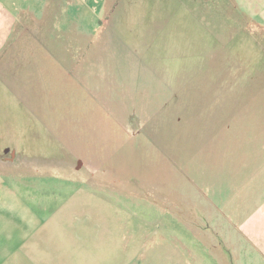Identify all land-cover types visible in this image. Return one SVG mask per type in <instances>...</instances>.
<instances>
[{
	"label": "rangeland",
	"instance_id": "1",
	"mask_svg": "<svg viewBox=\"0 0 264 264\" xmlns=\"http://www.w3.org/2000/svg\"><path fill=\"white\" fill-rule=\"evenodd\" d=\"M71 1L0 54V148L40 166L71 149L74 195L264 264V13L224 1L212 37L176 0Z\"/></svg>",
	"mask_w": 264,
	"mask_h": 264
},
{
	"label": "crops",
	"instance_id": "2",
	"mask_svg": "<svg viewBox=\"0 0 264 264\" xmlns=\"http://www.w3.org/2000/svg\"><path fill=\"white\" fill-rule=\"evenodd\" d=\"M177 1L197 14L223 12L222 3L228 4ZM252 1L255 8L249 10L264 13V0ZM78 5L103 11V0H78ZM72 6L71 0H0V54L12 44H40L51 12L72 11ZM86 145L101 150L94 140ZM67 153L71 149L40 166L36 156L0 148V264H231L226 247L188 242L182 230L137 227V215L102 208L128 205L130 198L74 195L86 182L59 174L87 170L69 164ZM218 248L220 256L215 255ZM242 251L235 264H243Z\"/></svg>",
	"mask_w": 264,
	"mask_h": 264
},
{
	"label": "trees",
	"instance_id": "3",
	"mask_svg": "<svg viewBox=\"0 0 264 264\" xmlns=\"http://www.w3.org/2000/svg\"><path fill=\"white\" fill-rule=\"evenodd\" d=\"M176 2L181 8H185V10L189 12L188 14L190 15L191 18L195 17L197 20L201 19V23H203L204 29L208 31L209 36L211 35L213 37V33L211 32V30L212 31L221 30L222 26H220V24L224 23L226 19L224 16H221L222 14L213 13L214 14L213 16L209 12H205V13L200 12L198 14L193 13L192 11H190L189 7L180 5L177 0ZM237 42L238 44H243L240 41H237ZM249 43L257 44V41H255L254 43L253 42H249Z\"/></svg>",
	"mask_w": 264,
	"mask_h": 264
}]
</instances>
